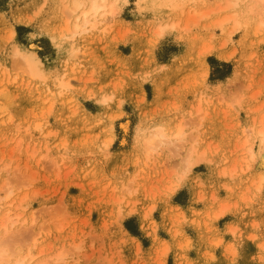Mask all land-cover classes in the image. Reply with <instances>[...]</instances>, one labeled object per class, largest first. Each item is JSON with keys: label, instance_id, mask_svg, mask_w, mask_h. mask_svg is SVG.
Returning a JSON list of instances; mask_svg holds the SVG:
<instances>
[{"label": "rangeland", "instance_id": "obj_1", "mask_svg": "<svg viewBox=\"0 0 264 264\" xmlns=\"http://www.w3.org/2000/svg\"><path fill=\"white\" fill-rule=\"evenodd\" d=\"M72 1L0 0L7 254L191 264L229 235L264 264V4L108 0L73 31Z\"/></svg>", "mask_w": 264, "mask_h": 264}, {"label": "bare ground", "instance_id": "obj_2", "mask_svg": "<svg viewBox=\"0 0 264 264\" xmlns=\"http://www.w3.org/2000/svg\"><path fill=\"white\" fill-rule=\"evenodd\" d=\"M108 0H89L88 7L84 10H82L81 16L77 14L75 16V20L72 26L73 31H77L80 29H85L84 25L89 21L88 15H90L92 18H96L98 14L101 12L102 14L112 13L113 11V2L109 1L108 5L109 8H105ZM163 2V0H161ZM239 0H227V6L229 4H235ZM256 3L264 4V0H257ZM72 11L77 10L81 4H83V0H73L72 1ZM170 26H173V24H170ZM163 29V28H162ZM162 31V30H161ZM15 52L20 55V57L25 62L26 67H28V70L31 71L33 74H40V60L37 56L30 50H22L19 46H16ZM30 73V72H29ZM36 76V75H35ZM63 86H68L69 81L65 80L62 82ZM164 136L163 133H151V135L147 136L146 143L147 145H153L154 141L158 140L161 141V137ZM123 142V140H122ZM262 148L264 149V145L262 144ZM192 162H190L189 155L186 159V166H190ZM5 218H10V215H6ZM17 219H10V223L13 224L16 222ZM6 221V220H5ZM3 221L4 230L6 229V222ZM4 241V240H3ZM0 239V264H30V258L27 259L24 255L15 256L11 258L10 255L7 254V249L5 248L4 242Z\"/></svg>", "mask_w": 264, "mask_h": 264}, {"label": "crops", "instance_id": "obj_3", "mask_svg": "<svg viewBox=\"0 0 264 264\" xmlns=\"http://www.w3.org/2000/svg\"><path fill=\"white\" fill-rule=\"evenodd\" d=\"M229 226H232L231 217L222 222L221 228ZM225 240L226 247L201 248L197 253L190 252L191 264H245L244 254L242 256L239 254L234 238L226 235Z\"/></svg>", "mask_w": 264, "mask_h": 264}, {"label": "trees", "instance_id": "obj_4", "mask_svg": "<svg viewBox=\"0 0 264 264\" xmlns=\"http://www.w3.org/2000/svg\"><path fill=\"white\" fill-rule=\"evenodd\" d=\"M129 230L134 233V234H138L136 231L132 230L131 228H129Z\"/></svg>", "mask_w": 264, "mask_h": 264}, {"label": "snow or ice", "instance_id": "obj_5", "mask_svg": "<svg viewBox=\"0 0 264 264\" xmlns=\"http://www.w3.org/2000/svg\"><path fill=\"white\" fill-rule=\"evenodd\" d=\"M261 166L264 167V162H261Z\"/></svg>", "mask_w": 264, "mask_h": 264}]
</instances>
